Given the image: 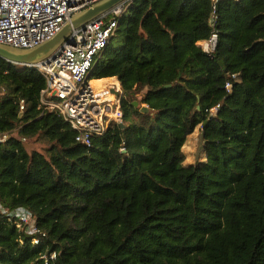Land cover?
I'll use <instances>...</instances> for the list:
<instances>
[{
	"label": "trees",
	"instance_id": "16d2710c",
	"mask_svg": "<svg viewBox=\"0 0 264 264\" xmlns=\"http://www.w3.org/2000/svg\"><path fill=\"white\" fill-rule=\"evenodd\" d=\"M212 11L127 4L90 74L120 80L125 126L91 146L43 105L42 73L0 58V203L46 233L0 214V264H264V0H220L209 55ZM197 127L204 158L186 162Z\"/></svg>",
	"mask_w": 264,
	"mask_h": 264
},
{
	"label": "built area",
	"instance_id": "2783aa9c",
	"mask_svg": "<svg viewBox=\"0 0 264 264\" xmlns=\"http://www.w3.org/2000/svg\"><path fill=\"white\" fill-rule=\"evenodd\" d=\"M97 1L0 0V43L25 48L36 46L55 35L74 13ZM130 1L113 9L111 18L103 16L74 29L72 42H65L48 60L35 65L15 64L19 68L37 69L44 75L46 87L42 90L41 102L46 108L61 114L76 131L75 139L87 146H91L94 137L103 135L112 123L123 122L122 91L119 86L96 88L92 85L90 74L115 35L118 18ZM212 1V33L208 39L199 42L209 55L215 52L218 43L216 24L219 19L217 3L220 0ZM226 86L230 91L231 84L227 83ZM107 92L113 97H105ZM24 108L22 104L21 109ZM8 136L9 133H4L0 140ZM0 214L7 216L19 229L33 235L35 244L40 243L46 235L37 226L31 211L25 207L8 210L0 203ZM54 257L55 253L50 256Z\"/></svg>",
	"mask_w": 264,
	"mask_h": 264
},
{
	"label": "water",
	"instance_id": "95a60500",
	"mask_svg": "<svg viewBox=\"0 0 264 264\" xmlns=\"http://www.w3.org/2000/svg\"><path fill=\"white\" fill-rule=\"evenodd\" d=\"M129 0H99L90 7L74 13L60 30L46 41L33 47H16L0 43V58L18 65H35L44 62L53 56L65 42H72L74 29L84 27L87 23L109 15L113 9L121 6ZM117 94L119 91L115 90ZM147 109L146 106L143 108ZM122 126L125 124L122 122Z\"/></svg>",
	"mask_w": 264,
	"mask_h": 264
},
{
	"label": "rangeland",
	"instance_id": "374dc122",
	"mask_svg": "<svg viewBox=\"0 0 264 264\" xmlns=\"http://www.w3.org/2000/svg\"><path fill=\"white\" fill-rule=\"evenodd\" d=\"M99 84V82H97ZM96 83H93L94 86ZM107 83L105 84V86ZM112 84H109L107 86H110ZM101 87H104L103 85L99 86V89ZM105 97L112 98L113 95L111 93H108L104 95ZM199 133H200V127H197L195 131L190 134L187 138V141L184 146V150L186 152V162H195L198 159L204 158V153L201 151V147L199 146ZM26 143V146L29 150H39L44 151L46 144L40 140H38L36 137L28 140H24Z\"/></svg>",
	"mask_w": 264,
	"mask_h": 264
},
{
	"label": "crops",
	"instance_id": "0c3cea01",
	"mask_svg": "<svg viewBox=\"0 0 264 264\" xmlns=\"http://www.w3.org/2000/svg\"><path fill=\"white\" fill-rule=\"evenodd\" d=\"M102 79H110V81H116V82H118V84L121 85V82H120L119 79H117V77L101 78V80H102ZM92 80H93V82H95V80H98V79H91V81H92ZM112 85H114V84H112ZM117 86H118V85H117ZM119 88H120V90L122 91V86H120ZM101 89H102V87H101Z\"/></svg>",
	"mask_w": 264,
	"mask_h": 264
},
{
	"label": "bare ground",
	"instance_id": "6f19581e",
	"mask_svg": "<svg viewBox=\"0 0 264 264\" xmlns=\"http://www.w3.org/2000/svg\"><path fill=\"white\" fill-rule=\"evenodd\" d=\"M117 79H118V78H117ZM109 84L118 85L119 87L121 86V85L118 84V82H116V81H109V82H107V85H109ZM101 85H102V82H99V84L96 83L94 86H95L96 88H99V86H101ZM107 85H106V86H107ZM106 86L102 87V89H105Z\"/></svg>",
	"mask_w": 264,
	"mask_h": 264
}]
</instances>
